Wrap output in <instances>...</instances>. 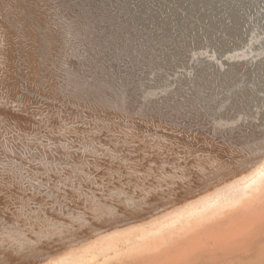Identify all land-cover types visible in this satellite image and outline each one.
<instances>
[{
  "label": "water",
  "instance_id": "95a60500",
  "mask_svg": "<svg viewBox=\"0 0 264 264\" xmlns=\"http://www.w3.org/2000/svg\"><path fill=\"white\" fill-rule=\"evenodd\" d=\"M263 157L264 0H0V264Z\"/></svg>",
  "mask_w": 264,
  "mask_h": 264
},
{
  "label": "bare ground",
  "instance_id": "6f19581e",
  "mask_svg": "<svg viewBox=\"0 0 264 264\" xmlns=\"http://www.w3.org/2000/svg\"><path fill=\"white\" fill-rule=\"evenodd\" d=\"M239 172L32 264H264V157Z\"/></svg>",
  "mask_w": 264,
  "mask_h": 264
}]
</instances>
